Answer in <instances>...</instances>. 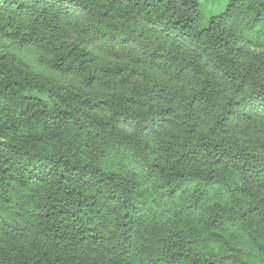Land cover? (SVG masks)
Returning <instances> with one entry per match:
<instances>
[{"label": "trees", "instance_id": "trees-1", "mask_svg": "<svg viewBox=\"0 0 264 264\" xmlns=\"http://www.w3.org/2000/svg\"><path fill=\"white\" fill-rule=\"evenodd\" d=\"M0 37V264H264V0H0Z\"/></svg>", "mask_w": 264, "mask_h": 264}, {"label": "rangeland", "instance_id": "rangeland-1", "mask_svg": "<svg viewBox=\"0 0 264 264\" xmlns=\"http://www.w3.org/2000/svg\"><path fill=\"white\" fill-rule=\"evenodd\" d=\"M227 0H202L203 2V8L205 9L206 13H210L211 11H220L223 9V7L225 6ZM5 44L9 45L10 43L7 41V39L0 37V49L1 47H4ZM14 48H16L15 46H13ZM21 56H23L26 60H28L30 63H32L33 66L38 67L36 62L34 61L35 59L33 58V56L29 53V54H25L20 52L19 53ZM40 72H43L47 75L52 76L53 74H51L48 70L47 67L44 65H41L38 67ZM73 83V81H72ZM105 88V87H102ZM101 87H98V90L100 92H103L104 89H102Z\"/></svg>", "mask_w": 264, "mask_h": 264}]
</instances>
